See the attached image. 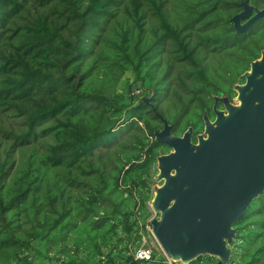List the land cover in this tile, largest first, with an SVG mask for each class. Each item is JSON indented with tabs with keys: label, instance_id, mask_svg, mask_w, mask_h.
<instances>
[{
	"label": "trees",
	"instance_id": "trees-1",
	"mask_svg": "<svg viewBox=\"0 0 264 264\" xmlns=\"http://www.w3.org/2000/svg\"><path fill=\"white\" fill-rule=\"evenodd\" d=\"M243 1L0 0V264L68 236L60 264H216L133 252L167 147L155 133L165 120L196 142L264 49V18L234 27ZM126 75L138 93L116 91ZM234 227L226 264H264V192Z\"/></svg>",
	"mask_w": 264,
	"mask_h": 264
},
{
	"label": "water",
	"instance_id": "water-1",
	"mask_svg": "<svg viewBox=\"0 0 264 264\" xmlns=\"http://www.w3.org/2000/svg\"><path fill=\"white\" fill-rule=\"evenodd\" d=\"M241 6L231 18L237 31L264 18V7L257 9L249 0ZM261 54V62L250 65L252 73L241 75L246 83L237 86L240 105L225 103V115L214 104L213 122L204 118L206 139L198 135L193 142L191 128L172 134L165 120L155 133L156 140L174 152L159 156L158 178L165 182L151 199L159 213L151 223L163 248L182 263L209 254L218 258L216 264H226L234 223L264 192V49Z\"/></svg>",
	"mask_w": 264,
	"mask_h": 264
},
{
	"label": "rangeland",
	"instance_id": "rangeland-1",
	"mask_svg": "<svg viewBox=\"0 0 264 264\" xmlns=\"http://www.w3.org/2000/svg\"><path fill=\"white\" fill-rule=\"evenodd\" d=\"M242 22V19H239V23ZM242 24V23H241ZM261 58H262V54L260 55L259 58H257L255 60V63L258 64V62H261ZM252 67H250L247 70V74H251L252 72ZM130 76V74H127ZM127 75L125 77H122L121 80L119 81L116 91L117 92H122L123 94L128 96V93L131 91V89L134 87V85H132L133 83V79L132 78H126ZM246 78H244L243 82L241 83H237L235 86V95L233 96L230 104L233 106H239L240 105V100H239V95H240V90L238 89V85H243L245 84ZM130 80V81H129ZM130 82V83H129ZM133 90V89H132ZM133 92V91H132ZM135 93V92H133ZM231 108V107H230ZM229 108V110H230ZM225 115L228 114V108L224 107L222 109H220ZM215 118V117H214ZM213 119H211V121L213 122ZM206 127L203 128V131L199 134L200 137L203 138H207L208 133L206 132ZM198 142V141H197ZM174 152V149L167 146L165 147V150L163 153H161L159 156H164V155H169L170 153ZM157 157L154 168L156 169V174L153 177V181L151 183V188H152V193L153 196L155 194V191L159 189V187H161L164 184V177L162 178H158V174L160 173V167H161V161H160V157ZM15 157L18 158L17 153L15 154ZM173 172V171H172ZM174 173V172H173ZM152 196V198H153ZM151 202V201H150ZM148 202V206H149V210L151 211V215L148 217V219L146 220V225H145V231L142 232V243L140 244V246H138L137 248H135V250H137L140 247L143 246H149L151 247L153 250H155L156 252L160 253L161 255L164 256V258L167 261H179L180 259L176 260L173 259L172 257H170V254L168 253V251H166L163 246L161 245V243L159 242L158 238L156 237L154 231H153V224L151 223V219L153 218H158L159 213L155 212L152 207H151V203ZM148 222V223H147ZM64 244H67V246L69 247L68 252L73 253L75 246L71 240V236H68L66 241H61L57 244H49L48 246H41L38 245L36 246V248L34 249H30L28 251H26L24 254H28L29 255V261L30 263L28 264H60L61 260L63 258L66 257L65 252L61 251V248L64 246ZM44 249H47L46 252H44ZM134 250V251H135ZM44 253H46V256L44 257ZM79 257H82L85 255V252H79ZM134 254V252H133ZM181 261V260H180Z\"/></svg>",
	"mask_w": 264,
	"mask_h": 264
},
{
	"label": "built area",
	"instance_id": "built-area-1",
	"mask_svg": "<svg viewBox=\"0 0 264 264\" xmlns=\"http://www.w3.org/2000/svg\"><path fill=\"white\" fill-rule=\"evenodd\" d=\"M133 92L138 93L140 91V85L136 84L132 88ZM152 248L149 246H143L138 248L137 250L134 251V258L135 259H143V260H149L152 256ZM96 264H103L101 262H97Z\"/></svg>",
	"mask_w": 264,
	"mask_h": 264
},
{
	"label": "bare ground",
	"instance_id": "bare-ground-1",
	"mask_svg": "<svg viewBox=\"0 0 264 264\" xmlns=\"http://www.w3.org/2000/svg\"><path fill=\"white\" fill-rule=\"evenodd\" d=\"M259 63V62H258ZM252 69V68H251ZM252 72V71H251ZM186 239V238H185ZM186 244V240L183 242V247H184V245ZM187 252V250L186 249H184L183 250V252L181 253V255L183 256V255H185V253ZM180 261V260H179Z\"/></svg>",
	"mask_w": 264,
	"mask_h": 264
}]
</instances>
